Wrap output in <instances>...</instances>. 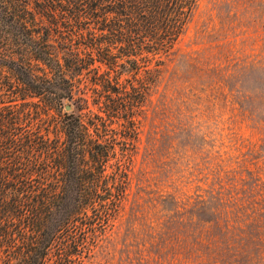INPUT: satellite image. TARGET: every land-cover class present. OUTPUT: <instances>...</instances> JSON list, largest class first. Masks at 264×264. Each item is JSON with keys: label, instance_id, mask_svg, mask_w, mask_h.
I'll return each mask as SVG.
<instances>
[{"label": "trees", "instance_id": "trees-1", "mask_svg": "<svg viewBox=\"0 0 264 264\" xmlns=\"http://www.w3.org/2000/svg\"><path fill=\"white\" fill-rule=\"evenodd\" d=\"M198 2L0 0V264H84L122 210L137 116Z\"/></svg>", "mask_w": 264, "mask_h": 264}, {"label": "rangeland", "instance_id": "rangeland-1", "mask_svg": "<svg viewBox=\"0 0 264 264\" xmlns=\"http://www.w3.org/2000/svg\"><path fill=\"white\" fill-rule=\"evenodd\" d=\"M160 70L84 264H264V0H199Z\"/></svg>", "mask_w": 264, "mask_h": 264}, {"label": "water", "instance_id": "water-1", "mask_svg": "<svg viewBox=\"0 0 264 264\" xmlns=\"http://www.w3.org/2000/svg\"><path fill=\"white\" fill-rule=\"evenodd\" d=\"M66 111L70 112L71 111V107L70 106H67L66 107Z\"/></svg>", "mask_w": 264, "mask_h": 264}]
</instances>
